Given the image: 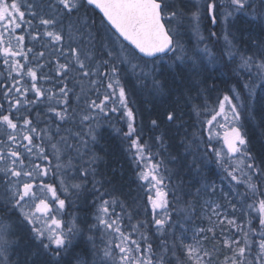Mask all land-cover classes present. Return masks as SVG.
Listing matches in <instances>:
<instances>
[{
    "label": "snow or ice",
    "instance_id": "6c2138e0",
    "mask_svg": "<svg viewBox=\"0 0 264 264\" xmlns=\"http://www.w3.org/2000/svg\"><path fill=\"white\" fill-rule=\"evenodd\" d=\"M205 20L223 24L217 52L220 38L216 31L203 35ZM240 20L264 33V0H0V264H66L85 230L106 237L100 249L94 235L87 237L100 264H264V154L252 151L242 123L255 118L257 105L264 113V39L249 29L247 39L238 36L232 29ZM185 25L196 41L191 50L180 39ZM216 63L231 66L238 79L211 111L207 101L191 106L200 127L189 133L180 87ZM129 75L151 98L150 116L152 100L178 93L161 104L151 129L163 123L175 130L176 146L192 157L182 158L189 171L214 162L229 182L227 205L204 202L206 227H189L195 209L191 202L179 207L174 171L152 150L171 146L167 133L144 139ZM116 114L126 123L122 139L140 189L133 202L143 219L104 187L110 179H97L102 157L94 146L102 123ZM202 190L214 195L217 186ZM85 192L93 197L92 222L75 213L65 219L69 198Z\"/></svg>",
    "mask_w": 264,
    "mask_h": 264
},
{
    "label": "trees",
    "instance_id": "16d2710c",
    "mask_svg": "<svg viewBox=\"0 0 264 264\" xmlns=\"http://www.w3.org/2000/svg\"><path fill=\"white\" fill-rule=\"evenodd\" d=\"M91 14V10H90ZM100 14L97 10H95V17L97 23L99 24ZM203 25H206L204 23ZM218 26L214 27V31H216ZM184 37H190L189 31L190 29L185 25L183 29H181ZM206 31V30H205ZM188 32V33H187ZM207 34V32H205ZM263 37V33L261 34ZM189 39V38H187ZM36 52L41 50L39 42H37L35 46ZM171 55V54H169ZM165 60H168V57H165ZM178 63V62H177ZM210 65H215L212 69H210ZM207 66V71L203 72L197 78H189L188 83L181 85L179 90V95H181V99L179 100L180 108L185 113L184 120L187 121L186 127L188 128L189 133L194 131L196 128H199L200 125L196 123L197 116L194 112L191 111V106L193 104H199L203 106L205 101L209 106V110L214 108L216 102H213V97L215 93H221L222 84L219 82L217 78V73L224 75L226 78H231V83L234 85L238 77L235 76V73L232 72L231 66L224 67L220 63L210 64ZM166 66V65H165ZM182 66H177L175 68V72L181 75V78L184 77V73L181 72ZM47 71V69H45ZM169 77H172V71L168 72ZM126 84L129 90V99L133 102L132 106L139 110V113L143 119L142 131L144 135V139L148 140L149 137H155L163 133H167L165 135V139L169 141L171 146L166 145L165 148H159L154 144L152 150L154 152H160V155L157 156V159L163 160L165 166L174 171V175L172 177L173 185L179 184L180 188V196L181 201L179 204L180 208H183L185 203L191 202L195 209V215L192 217V224L189 225L190 228L196 227H206L208 221L204 216L202 211L203 204L205 201L213 200L218 204L227 205V201L224 198V193L230 194V185L227 180L223 179V173L220 169L217 168L214 162L207 164L206 166L199 169V173L196 171H189L185 165L187 164V160H191V155L184 151L183 146L177 147V143L179 142V137L174 136V129L168 127L167 125L161 123L160 128L155 130L151 129L149 120L155 117L160 111L162 103H172L177 99L178 93H173L171 97L164 98L163 100L156 99L151 101V113L150 116L148 112H145V108L148 106V101L151 99L146 96V94L141 91L138 87L135 86V78L131 75L128 76L126 80ZM220 84V85H219ZM224 93V90H222ZM190 98V99H189ZM187 101V103H185ZM244 111V110H242ZM191 113V115H188ZM263 113H261L259 109V105L256 108L255 118L249 119L245 118L242 123L251 140L250 147L252 151L256 153L258 156L264 154V120ZM138 126L140 124V120L137 121ZM194 125L195 127H191ZM116 129H121V132H117ZM126 123L119 120V114H116L111 118V121H104L102 123V139L99 141L97 145L94 146V151L102 157V159L98 162V171L101 173V176H98L97 179H110L111 184H105V188L114 191H111V195L119 197L122 201H126L128 204L129 211H140L141 215L136 216L134 219H143L144 214L143 210L137 209L136 204L133 202V198L137 197L140 189L137 184L135 171L132 167L131 160L128 152L125 150L127 148V141L122 139V132L126 131ZM183 133H181L182 135ZM179 154L177 161H172V156H177ZM186 157L187 160L182 158ZM215 182L217 186V191L214 195H210L209 192H205L202 190V186L206 183ZM91 188V184L88 186ZM222 188V191L220 190ZM197 189H201V191L197 194ZM243 191V187L240 188ZM185 193H190V195H185ZM86 198V199H85ZM71 206L67 209V215L65 219H71L73 213L77 214L81 220L87 217L88 222H92V213L93 209L89 207L91 204L93 197L88 195L86 192L82 193L77 199L76 196H71L70 198ZM117 212L120 211V208L117 207ZM150 218V213L148 214ZM236 216L242 222H246L249 217H245L241 212H237ZM173 220L184 221L183 216H173ZM124 223H127V218L125 217ZM256 223H258V218L256 219ZM82 228L86 229V225L82 224ZM98 233L95 232L89 233L86 230L83 232L81 236H78L74 241V246L71 249V255L65 257L66 264H74V258L76 255H81L86 259L90 260L93 257V252L95 249L93 248L92 242L87 240V237L90 235H94L96 246L100 240H98ZM177 235H179V230L177 229ZM190 235V234H189ZM155 242L159 243V238L154 236ZM212 243V241H210ZM223 258L222 256L220 257Z\"/></svg>",
    "mask_w": 264,
    "mask_h": 264
},
{
    "label": "rangeland",
    "instance_id": "374dc122",
    "mask_svg": "<svg viewBox=\"0 0 264 264\" xmlns=\"http://www.w3.org/2000/svg\"><path fill=\"white\" fill-rule=\"evenodd\" d=\"M202 26H203V22H202V25H201V31H202V33H203V35L206 37L208 34H206L205 33V29L204 28H202ZM247 26H249V25H247V23L244 21V20H240V21H237L236 23H235V26L233 27V31L234 32H236L237 33V35L239 36L241 33H243V36H244V38H247L248 37V35H249V32L248 31H243L242 32V28H246ZM218 27H219V29H220V34L218 33V35H219V37H220V39L222 40V42H223V39H222V36H223V24H220V25H218ZM217 27V28H218ZM251 32H252V38L253 39H257V40H261V39H264V33H263V37H261V34H259V35H257L256 33H255V30H251V29H249ZM188 33V32H187ZM180 39H181V42L184 44V45H187V43H188V41H186V44H185V39H186V37H184L183 35L180 37ZM187 40V39H186ZM190 43H191V45H193L194 47H195V44H196V41H195V38L193 37V35L190 33ZM203 45H201V47H202ZM207 66H209V65H207ZM215 65H210L209 67H210V69H212L213 67H214ZM217 78L219 79V82L222 84L221 86H222V90H224V92H226V91H228V89H230L232 86H233V84L231 83L232 81H231V78H226V77H224L222 74H219V71H218V73H217ZM245 78H246V76H245ZM253 83H256V81H253ZM220 85V84H219ZM235 85V84H234ZM221 90V93H220V95L219 94H217V93H215V96L213 97V102L215 103L216 102V104L218 103V97H220V96H222L224 93H223V91ZM259 88H257V92L259 93ZM215 104V105H216ZM215 107V106H214ZM243 110V109H242ZM211 111V110H210ZM263 115H264V113H263ZM263 118V120H264V116L262 117ZM255 215V214H254ZM98 240H100V242L98 243V246H97V249H100V248H103V243L101 242L102 240H104V239H106V237H102L101 236V233L99 232L98 233ZM102 255V254H101ZM79 257V261H80V264H84V262L85 261H87V264H100V259H101V257L100 256H93V257H91V259L90 260H88V259H86L85 257H82L81 255H76L75 256V258H74V264H77V259H76V257Z\"/></svg>",
    "mask_w": 264,
    "mask_h": 264
},
{
    "label": "flooded vegetation",
    "instance_id": "af4514ba",
    "mask_svg": "<svg viewBox=\"0 0 264 264\" xmlns=\"http://www.w3.org/2000/svg\"><path fill=\"white\" fill-rule=\"evenodd\" d=\"M204 23H206V25H203L202 28H204V29L206 30L205 32H207V34H208L207 36H209L210 32H211V31H214V27L211 25V22L208 21V20H205ZM216 29H217V30H216L217 35H218V33L220 34V29H219V27L216 28ZM246 29H249V26H247L246 28H242V32H243L244 30H246ZM190 33H191V30L189 31V35H190ZM207 36H206V37H207ZM218 37H219V35H218ZM187 38H189V39H187ZM187 38H186L187 40L185 39V44H186V41H188V43H187V45H185V47H186L187 49L191 50V49L194 48V46L191 45V43H190V37H187ZM219 38H220V37H219ZM245 39H247V38H245ZM207 42H208L209 46L212 47V45H213V41H212V40H208ZM222 45H223V42H222V40L220 39V43L217 44V45H215V47H213L212 50H213L214 52H217V51H219V50L221 49ZM229 67H230V66H229ZM223 76H224V75H223ZM224 77H225V76H224Z\"/></svg>",
    "mask_w": 264,
    "mask_h": 264
},
{
    "label": "water",
    "instance_id": "95a60500",
    "mask_svg": "<svg viewBox=\"0 0 264 264\" xmlns=\"http://www.w3.org/2000/svg\"><path fill=\"white\" fill-rule=\"evenodd\" d=\"M98 11V13H99V10H97ZM100 14V13H99ZM100 15H102V14H100ZM125 43H127V42H125Z\"/></svg>",
    "mask_w": 264,
    "mask_h": 264
}]
</instances>
